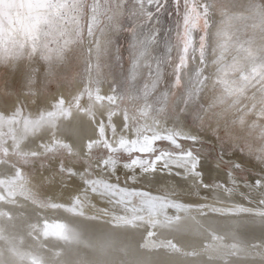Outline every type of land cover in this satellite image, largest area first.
<instances>
[{
  "label": "bare ground",
  "instance_id": "bare-ground-1",
  "mask_svg": "<svg viewBox=\"0 0 264 264\" xmlns=\"http://www.w3.org/2000/svg\"><path fill=\"white\" fill-rule=\"evenodd\" d=\"M73 9L68 0H0V79L8 67V84L0 91V264H264V179L237 176L239 166L260 173L264 168L222 151L236 163L226 171L222 161L214 165L191 149L171 151L182 139L221 147L211 134L163 119L165 103L153 111L161 68L152 84L127 90L141 117L137 125L120 103L123 94L108 83L95 84L91 102L64 83L52 93L40 91L33 72H23L24 61L43 52L62 55L58 39L64 30L67 42L74 39ZM258 17L264 27V14ZM214 29L221 40L211 56L208 86L222 84L232 94L233 69L257 71L245 45L263 46L262 41L240 39L228 53L227 17ZM136 59L144 65L150 56ZM227 72L231 76L223 80ZM161 140L170 148L156 154ZM96 141L112 152L118 145L133 150L139 160L125 166L104 160L87 175L86 153ZM144 157L150 159L146 165L140 162ZM194 157L203 163L202 176ZM121 179L130 186L120 185Z\"/></svg>",
  "mask_w": 264,
  "mask_h": 264
},
{
  "label": "rangeland",
  "instance_id": "rangeland-1",
  "mask_svg": "<svg viewBox=\"0 0 264 264\" xmlns=\"http://www.w3.org/2000/svg\"><path fill=\"white\" fill-rule=\"evenodd\" d=\"M249 2L248 0H68L69 5L74 4V39L67 42L68 32L65 29L58 39L59 44H62L59 45L61 56L56 50L52 51L54 54L48 56L43 52L39 59L35 57L25 60L21 69L23 72H33V76L38 78L40 91L52 93L64 83L69 91L79 88L80 91L85 92L86 100L90 99L91 102L92 98L91 96L89 98L88 93L92 94L95 84L108 83L116 94H123L120 103L127 108L130 116H134L132 122L137 125V121L141 120L138 107L131 104L127 93L130 88L140 91L143 87L152 84L158 66L163 76L160 77V82H157L151 96L154 101L153 106H156L153 107V111H157L158 106L165 103L166 106L160 111L163 119L173 120L175 125L187 124L201 134H211L215 137L217 145L221 147L220 150L217 146L204 141L201 145L194 146L190 141L182 139L179 145L171 146V151L184 152L191 149L207 156L214 165H218L217 161H222L226 171L235 167L236 163L232 159L223 158L219 154L222 151L224 155L237 154L250 167L259 165L264 168V27L258 17L264 14V0ZM254 9L257 13L253 12ZM225 12L228 14L225 15ZM232 13L248 15V18L240 16L241 18L237 19ZM225 16L231 29L230 38L225 42L228 53L234 50L240 39L247 42L258 37L263 45L256 46L255 42L245 45L248 50H252V55L258 62L257 71L253 74V70L249 67L233 69L229 83L237 89L232 94L226 93L222 84L208 86L212 66L211 56L214 47L221 40L214 28L217 20ZM233 18L236 20L235 23ZM223 22L225 21H222V27ZM67 23L65 20V24ZM51 45L54 49V42ZM185 47H187L186 53ZM142 55L150 56L148 64L142 65L137 61L136 58ZM181 56L186 58L183 67L177 71V66L182 62ZM132 67L135 69V74L131 73ZM7 68L5 66L2 70L0 91L8 84ZM241 71L245 73V81L241 79ZM231 75L227 72L221 77L224 80ZM76 82H80L78 86ZM14 85L17 94H21V82L17 80ZM163 90H169L168 97H162ZM6 140L4 137V141ZM93 143L89 153H86L88 154L85 162L87 175L104 160H116V164L124 166L134 159L139 160L133 150L118 145L112 152L105 142ZM167 143L161 140L160 146L156 147L154 153L158 154L168 148ZM80 159L85 161L83 158ZM149 160L144 157L140 162L146 165ZM237 172V176L242 178H247L248 174L252 173L264 179V171L260 173L239 166ZM119 183L130 186L127 179H121Z\"/></svg>",
  "mask_w": 264,
  "mask_h": 264
},
{
  "label": "snow or ice",
  "instance_id": "snow-or-ice-1",
  "mask_svg": "<svg viewBox=\"0 0 264 264\" xmlns=\"http://www.w3.org/2000/svg\"><path fill=\"white\" fill-rule=\"evenodd\" d=\"M187 23H188V21H187V17H186V19H185V27L186 28H187ZM133 47H135V45H133ZM184 52L185 53L187 52V47L184 48ZM185 58H186L185 56H181V61L182 62H181V64H179L177 66V71H179L180 67H183V61H184ZM134 59H135V57H134ZM177 82H178V77H177ZM192 139H193V141H195V137H193ZM188 155L191 156L192 155L191 152H189ZM193 167L194 168H199L201 170L200 171V175L201 176L203 175V163H202V161H201V159L199 157H194Z\"/></svg>",
  "mask_w": 264,
  "mask_h": 264
}]
</instances>
